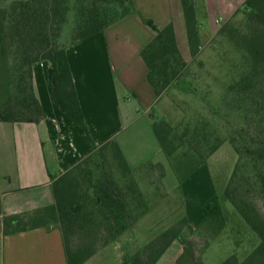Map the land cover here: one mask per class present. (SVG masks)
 <instances>
[{
  "label": "trees",
  "instance_id": "trees-1",
  "mask_svg": "<svg viewBox=\"0 0 264 264\" xmlns=\"http://www.w3.org/2000/svg\"><path fill=\"white\" fill-rule=\"evenodd\" d=\"M182 5L189 47L195 57L202 47L196 2L182 0ZM241 10L248 15L249 25L248 32L242 36L244 55L237 64L243 72L228 87L223 100L232 110L236 103V110L247 117L264 111V0H246ZM130 13H139L133 0H7L6 6L0 8V18L13 62L9 67L10 96L0 107V121L40 123L46 118L35 91L33 68L36 62L49 59L54 65L52 83L56 104L87 132L67 46L105 30ZM141 17L157 31L156 37L142 50V56L149 69L147 79L160 98L173 83H181L179 78L189 63L181 53L173 23L159 29L153 20ZM246 123L242 132L234 131L229 137L238 162L222 197L235 207L260 242L244 258L233 253L222 264H264V117L259 122L249 117ZM153 129L171 162L175 148H170L167 133L156 122ZM192 129L193 140L203 146L197 150L200 158L172 166L179 181L178 189L224 141L218 136L210 145V133L198 131L196 125ZM105 150L111 151V161L109 152L103 155ZM158 166L164 175L163 166ZM93 168L101 169L99 176L93 173ZM52 188L53 204L6 215L0 218V225L5 234L59 227L68 264L87 262L99 248L130 230L150 209L149 199L114 141L94 147L89 157L54 179ZM254 192L262 199V208L248 198ZM223 201L215 194L205 203L207 216L199 226L193 227L184 215L143 247L127 252L120 264H156L175 241L183 247L178 264H205L193 240L183 233L186 229L197 231L203 249H207L226 225Z\"/></svg>",
  "mask_w": 264,
  "mask_h": 264
},
{
  "label": "crops",
  "instance_id": "crops-1",
  "mask_svg": "<svg viewBox=\"0 0 264 264\" xmlns=\"http://www.w3.org/2000/svg\"><path fill=\"white\" fill-rule=\"evenodd\" d=\"M133 1L139 13H130L105 30L67 46L88 134L56 104L51 60L34 64L35 91L46 118L40 123L0 121V218L53 204V180L107 142L119 145L139 186L135 168L140 165H161L169 171V158L153 129V109L159 98L147 79L149 69L142 56L157 31L141 15L153 20L159 29L173 23L179 48L188 61L191 51L182 0ZM195 2L201 42L207 43L221 24L244 8L246 0ZM141 139L147 143L142 151L138 147ZM217 151L181 185L184 212L193 227L204 221V205L215 195L209 161ZM166 178L165 187L178 188L177 176L168 184ZM193 188L197 190L193 192ZM148 213L150 210L122 235L127 250L136 243L128 238L139 236L140 227L151 231ZM182 251L176 241L156 264H178ZM0 264H68L61 229L37 227L5 234L0 225Z\"/></svg>",
  "mask_w": 264,
  "mask_h": 264
},
{
  "label": "rangeland",
  "instance_id": "rangeland-1",
  "mask_svg": "<svg viewBox=\"0 0 264 264\" xmlns=\"http://www.w3.org/2000/svg\"><path fill=\"white\" fill-rule=\"evenodd\" d=\"M6 2L7 0H1L0 8L6 6ZM217 16L219 17L220 14ZM248 29V15L239 10L229 21L221 24L217 33L207 43L201 42L202 47L195 57L191 55L188 60L189 66L179 78L181 83H173L158 99L153 109V119L160 129L167 133L171 142L170 148H175L170 162L171 167L168 172L164 170V175L163 169L158 165L150 167L147 164L135 168L141 189L149 199L148 214L152 219V229L147 232L145 227H140L139 236L128 238L131 241L136 240L129 250L123 245L122 236L99 248V251L89 259H92V264H120L127 252L143 247L161 231L184 217L182 188L165 187L163 177L167 176L168 184L171 178L176 176L172 166L187 164V161L200 158L197 150L201 149L203 144L197 145L192 138V128L195 125L198 131L211 134L208 140L210 145L215 143L218 136L224 140L216 155L209 161L215 194L222 201L224 200L222 196L238 162V154L229 137L234 131L242 132V128L248 124L246 121L249 117L258 122L264 117V111L258 115L250 113L245 117L244 112L236 110V103L232 105L234 107L232 110L223 100L228 87L239 80L243 72L237 64L242 61L244 55L242 36L248 32ZM12 62L13 57L4 39L0 18V107L10 96L9 67ZM187 127L190 129L186 133ZM139 144L141 151L142 148L144 149L143 146L147 145L143 139ZM107 152L111 161V151L105 150L103 155ZM92 170L97 176L100 175L101 169ZM195 189L193 188V192ZM248 198L262 208V199L257 193L254 192V195ZM222 203L227 222L218 237L211 240L207 249H203L202 238L197 231L191 232L186 229L183 233L185 237L193 240L205 264H222L233 253L242 259L260 242L259 236L244 221L235 207L229 201L224 200Z\"/></svg>",
  "mask_w": 264,
  "mask_h": 264
},
{
  "label": "built area",
  "instance_id": "built-area-1",
  "mask_svg": "<svg viewBox=\"0 0 264 264\" xmlns=\"http://www.w3.org/2000/svg\"><path fill=\"white\" fill-rule=\"evenodd\" d=\"M220 22V21H219ZM221 23V22H220Z\"/></svg>",
  "mask_w": 264,
  "mask_h": 264
}]
</instances>
